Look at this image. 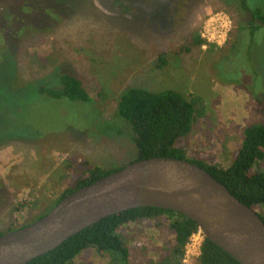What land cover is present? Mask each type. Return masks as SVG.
<instances>
[{
    "label": "rangeland",
    "instance_id": "obj_1",
    "mask_svg": "<svg viewBox=\"0 0 264 264\" xmlns=\"http://www.w3.org/2000/svg\"><path fill=\"white\" fill-rule=\"evenodd\" d=\"M41 1L0 0V236L35 222L57 202L64 186L49 182L74 181L61 170L69 160L76 167L81 161L112 169L138 157L132 139L112 131L111 121L84 122L79 114L56 119L48 110V115L39 111L47 109H40L41 103L55 112L65 107L44 99L31 85L61 70L86 81L105 120L114 119L118 99L133 86L173 90L186 97L192 93L196 113L186 147L190 162L230 167L242 148L244 127L264 120V30L254 38L241 33L235 0H64L71 5L70 17L60 6L46 28L37 20L22 27L18 19L23 22L29 11L36 13ZM258 2L264 0H248L250 7ZM216 16L232 23L221 48L202 46L176 54L194 33L202 38L204 23ZM14 44L18 55L13 58ZM162 53L168 64L159 69ZM101 88L103 98L98 96ZM92 122L94 128L80 130ZM21 124L43 126L44 137L51 141L26 140L22 131L14 133L17 141L2 132H18ZM73 126L74 131H67ZM48 184L57 187L51 200L44 196ZM39 198L41 206L30 205ZM258 212L264 216V207ZM129 234L137 248L147 249L142 256L136 251L134 262L163 256L161 250L172 237L164 225L158 228L150 221L132 225ZM198 259L182 263L199 264ZM74 264L111 262L107 255L88 249Z\"/></svg>",
    "mask_w": 264,
    "mask_h": 264
},
{
    "label": "trees",
    "instance_id": "obj_2",
    "mask_svg": "<svg viewBox=\"0 0 264 264\" xmlns=\"http://www.w3.org/2000/svg\"><path fill=\"white\" fill-rule=\"evenodd\" d=\"M233 3L240 9L241 33L247 32L250 37L254 38L261 29L264 30V2H258L257 7H250L248 0H235ZM60 6H63V13L64 11L68 12L69 15L66 17H70L71 5L65 3L64 0H45L35 6L36 13L29 11L26 20L22 22L18 19L19 23L23 27L37 20L42 28H46L47 23L54 18L53 15L56 16ZM202 46L221 48L206 43L201 38V34L197 32L175 52L176 54L190 53L193 48H201ZM14 49L11 54L13 58L18 55V47ZM167 64V54L162 53L159 56L157 67L162 69ZM31 85L37 88L38 93L44 99L67 105L59 107L55 112L50 104L45 106V103H41L38 105L41 107L40 109H47L39 111H46L44 112L45 115H48V110L51 116L56 119H61L59 116L65 119L70 115L77 116L79 114L83 117L84 122L93 118H97L96 122L101 121L103 124L106 121H111L109 125L112 126V131L118 135H126L132 139L137 147L138 157L135 161L154 157L187 160L188 136L192 131L196 113L194 100H190L193 98L192 93L186 97L173 90L153 92L133 86L128 88L118 99L114 119L105 120L103 114H100L99 109L95 107L86 81L68 70H61L60 73H55L46 81H37ZM104 93L101 88L98 96L103 98ZM258 104L261 105V103ZM260 108L264 114V107ZM86 126L83 125L80 130L87 132L96 124L92 122L87 123ZM42 127L36 128L34 126L31 128L30 124L28 127L21 124L18 132L1 130L8 134V139L19 141L18 136H14V133H21L20 131H22L26 140L37 139L41 143L50 142V139L44 137ZM50 127L53 126L50 124ZM73 128L74 126L67 131L72 132L74 131ZM242 141V148L228 168H222L216 164H203L194 161L193 163L205 168L224 184L234 196L258 211L264 207V120L249 122L243 129ZM120 169L106 168L81 161L80 166L76 167L69 160L67 165L61 167V170H65L64 172L69 173L75 179L68 185L62 183L64 180L59 179L49 182L51 185L55 183L64 187L61 189L59 199L50 206L46 214L70 194ZM53 171L52 169L50 173ZM47 178L50 180L49 177ZM51 185L48 184L49 189L44 193V196L50 198L49 200L57 195L55 194L57 187ZM31 202V206L42 205L41 198L33 199ZM261 217L264 220V216L261 215ZM145 221L155 222L158 228L164 225L165 232L171 233L172 237L161 250L163 256L147 258L146 261L142 257L134 262L136 251L140 252L142 256L147 249L145 247L137 248L135 239H130L129 231L132 225H142ZM198 229L195 222L174 211L155 207L137 208L103 219L70 238L55 250L34 259L28 264H74L81 253L88 249L107 255L111 264H183L186 247L192 234ZM198 263L241 264L208 239H205L202 245Z\"/></svg>",
    "mask_w": 264,
    "mask_h": 264
},
{
    "label": "water",
    "instance_id": "obj_3",
    "mask_svg": "<svg viewBox=\"0 0 264 264\" xmlns=\"http://www.w3.org/2000/svg\"><path fill=\"white\" fill-rule=\"evenodd\" d=\"M171 210L241 264H264V220L205 168L185 159L137 160L70 194L35 222L0 236V264H28L90 226L129 210Z\"/></svg>",
    "mask_w": 264,
    "mask_h": 264
},
{
    "label": "built area",
    "instance_id": "obj_4",
    "mask_svg": "<svg viewBox=\"0 0 264 264\" xmlns=\"http://www.w3.org/2000/svg\"><path fill=\"white\" fill-rule=\"evenodd\" d=\"M218 16L204 23L202 38L206 39V43L220 47L226 43V39L232 29V23L225 16ZM205 239V233L200 228L192 234L186 247L184 263H187L191 257H196L197 255L200 257Z\"/></svg>",
    "mask_w": 264,
    "mask_h": 264
}]
</instances>
